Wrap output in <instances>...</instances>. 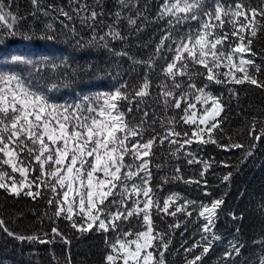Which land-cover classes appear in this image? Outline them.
<instances>
[{"label":"snow or ice","instance_id":"1","mask_svg":"<svg viewBox=\"0 0 264 264\" xmlns=\"http://www.w3.org/2000/svg\"><path fill=\"white\" fill-rule=\"evenodd\" d=\"M29 3L32 11L24 15H20L18 7L13 13L0 3V49L8 46L4 41L15 39L54 41L57 36L52 21H58L67 30L69 42L74 41L73 50L103 48L115 62L100 68L75 64L70 56L37 60L27 55L0 53V189L33 200L42 198L45 191L51 193L45 215L51 212L48 218L54 224L57 218L67 221L80 238L91 232L116 231L115 243L105 236L110 251L104 255V264H166L175 230L199 222L200 239L183 251L185 264H203L220 239L215 222L223 197L205 204L171 193L161 205L158 189L162 185H153L152 168H167L171 163L169 157L179 161L183 153L188 165L202 166L203 177L214 161L198 158L197 152L191 150L194 142L215 144L226 151L242 150L238 164L221 162L237 172L254 154L257 143L246 147L242 143L222 144L216 138L217 133L224 131L227 117L223 113L227 105L223 95L217 96L211 89L226 88L237 100L235 86L247 83L264 89V81L258 79L264 64H256L245 55H257L252 44L258 32L264 30V0H258L256 5L251 0H236L234 4L222 0H163L151 18V0H114V10L107 13L110 23L105 21V0H68V10L62 5L45 6L43 0ZM76 21L88 30V39L77 30ZM26 22L27 27L22 30L21 25ZM125 22L127 28L122 30ZM145 22L163 23V34L147 59H138L128 51V41L131 35L143 31ZM112 41L123 46L117 50L111 46ZM124 58L133 72L138 66L144 68L142 80L131 86L125 81L111 91L84 96L72 104L56 103L48 94L71 86L81 73L120 78L124 74ZM160 63L163 67L157 72ZM153 73L164 78L155 85L159 89L155 94L151 92ZM149 100L163 115L147 110L151 107ZM177 110H182V115ZM157 120L164 130L162 135L154 127ZM184 125L195 126L190 135L188 131H177V127ZM149 133L152 134L145 139ZM248 135L257 142L264 138V128L256 133L255 118ZM228 139L231 141V137ZM165 143L173 150L162 152L164 160L156 163L160 156L155 150ZM35 171L39 175L30 178ZM232 176L233 172H228L222 181L228 184ZM182 180L178 163L171 176L161 177L163 183ZM184 182L207 186L206 180ZM260 207L264 209V204ZM179 215L185 219H179ZM230 215L233 220L238 219L234 213ZM168 216L175 223L168 224L167 232L157 230L156 218L163 221ZM193 216L195 221L191 220ZM133 220L141 230L124 231L123 227ZM0 232L21 243L71 244L57 226L52 227L49 239L48 233L17 234L0 219ZM253 244L260 246L257 258L242 259L240 264H264V237ZM244 247L234 238L213 264H235ZM198 249L199 254L192 255ZM53 260L60 264L54 253ZM64 264H72L70 255L65 257Z\"/></svg>","mask_w":264,"mask_h":264},{"label":"trees","instance_id":"2","mask_svg":"<svg viewBox=\"0 0 264 264\" xmlns=\"http://www.w3.org/2000/svg\"><path fill=\"white\" fill-rule=\"evenodd\" d=\"M91 2V0H89ZM163 0H151L150 18L155 17L158 10V5ZM214 3V0H212ZM225 4L235 3L236 0H222ZM248 2V0H245ZM0 3L5 5V10L11 8L13 13H16L19 8L20 15L31 12L32 8L29 0H0ZM45 6L48 4L62 5L67 9L68 0H43ZM253 5L258 3V0H251ZM106 15L105 21L111 22L108 19L107 13L114 10V0H105ZM45 18L41 17V20ZM51 20V17L48 18ZM62 19V18H61ZM31 20V18H30ZM29 20V22H30ZM56 27L57 39L54 41H23L20 39L4 41L7 47L0 49V53L4 56L9 54L27 55L34 59H49L60 60L65 57H71V61L75 64H92L100 68H107L110 64L115 62L112 57L103 48L90 47L84 49L72 48V41L69 42V34L66 29L61 27L58 21H52ZM75 26L79 32L85 37L89 38V32L86 28H82L78 21ZM27 27V22L21 25L22 30ZM99 27V26H98ZM164 27L163 23L145 22V27L139 34H133L128 41V51L138 59H147L149 54L155 48V44L159 42L160 36L163 34L160 29ZM126 22L122 25V30L126 29ZM101 31L105 29H100ZM127 35V32L124 31ZM144 45H147L145 47ZM111 46L119 50L123 45L119 41H112ZM253 52L257 53L253 57L250 53L245 54L247 58L254 59L256 64H264V30L258 32L257 37L253 38L252 44ZM169 56V60H170ZM10 63V61H8ZM123 75L120 78H114V75L81 73L80 77L69 87H59L52 90L49 96L59 104H72L84 96L95 95L97 92L111 91L119 87L121 83L129 81V86L142 80L144 75V68L138 66L135 72L130 67V62L127 58L121 61ZM163 67V63L158 64L157 72ZM199 67V66H198ZM221 71H227L226 68H221ZM153 87L151 92L157 93L159 89L155 87L164 78L158 77L156 73L152 74ZM186 79V77L184 78ZM258 79L264 81V71L258 74ZM170 83V82H169ZM238 92L239 100L230 96L226 88L221 86H214L211 91L217 95H223L224 102L227 105L226 111L223 113L227 117L223 123V132L217 133L216 138L222 144L228 143H242L246 147L252 143H257L254 154L240 167L237 172L232 167H224L221 162L229 165H236L242 157V150L232 149L226 151L223 148L217 147L215 144L197 145L193 143L191 150L197 152L198 158L204 160L214 161L212 167L201 177V165H188L187 161L181 159L176 161L171 160L170 166L161 170L152 168L154 174L153 185L160 183L162 186L158 189L161 197V205L163 198L171 193H179L180 196L188 200L196 201L197 203H210L213 199L223 197L224 203L218 212L215 222L216 235L220 237L216 241L210 254L205 258L203 264H213L217 257L221 256L228 248L229 241L234 238L239 239L241 243L245 244L242 251V256L237 257L235 264H240L242 259L248 260L256 259L259 245L253 244V241L264 237V209L260 206L264 204V138L260 141H254L249 137L248 132L252 127L253 118L256 119V133L259 134L261 128H264V89L257 88L253 85L244 84L235 86ZM151 107L147 110L156 111L158 115H163L162 110L154 105L149 100ZM127 105H124L126 110ZM182 115V110H177ZM172 113L170 112L169 115ZM134 115H137L134 113ZM131 118V117H129ZM139 119V115H137ZM156 132L163 134V129L159 125V120L154 125ZM195 126L184 125L177 127V131H188L191 134L192 128ZM204 127V126H203ZM152 133H149L145 139L149 138ZM231 137V141H229ZM186 148L188 146H185ZM167 143L158 147L155 151L160 159L156 163H161L164 156L161 153H170L172 151ZM181 167L182 181H170L163 183L161 177L173 174V169L176 164ZM10 171V169H8ZM228 172H233L230 183L226 184L222 181V177ZM39 175L38 171L33 173ZM19 179V174H16ZM201 180L207 181V186L203 183H185L186 180ZM205 192L210 193L206 195ZM51 193L45 191L42 198L33 200L26 196H13L0 189V219L4 220L6 226L13 232L20 235H32L48 233V238H51V229L57 226L61 232L71 240L70 245L56 242L53 244H40L39 242L28 243L27 241L21 243L7 237L5 233L0 232V264H55L53 260V253L60 260V264H64L65 257H71L72 264H104V255L110 249L105 243V236H107L110 243H115L117 238L116 231H110L107 234L91 232L80 238L74 230H71L68 222L63 219H56L54 224L48 217L51 212H48L47 199ZM198 211V210H197ZM234 213L238 219L233 220L230 214ZM243 217L239 219V217ZM183 220V215L178 216ZM192 221L196 217L191 218ZM159 231L167 232L168 224L175 223L173 217L168 216L165 220L156 218ZM136 221L133 220L131 224H126L123 227L124 231L133 228L134 231L141 230L135 227ZM199 222L188 223L187 226H181L172 234V242L166 253V264H185L184 247H191L200 239ZM239 228V233H237ZM118 231V230H117ZM199 249L192 255L199 254ZM122 264V262H120Z\"/></svg>","mask_w":264,"mask_h":264},{"label":"rangeland","instance_id":"3","mask_svg":"<svg viewBox=\"0 0 264 264\" xmlns=\"http://www.w3.org/2000/svg\"><path fill=\"white\" fill-rule=\"evenodd\" d=\"M185 106H186V105H185ZM198 108H199V105H198ZM201 127H203V125H202Z\"/></svg>","mask_w":264,"mask_h":264}]
</instances>
